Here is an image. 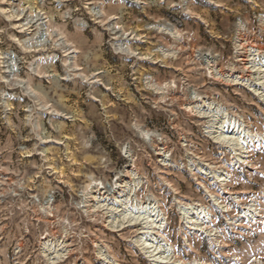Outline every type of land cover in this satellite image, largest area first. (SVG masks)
I'll use <instances>...</instances> for the list:
<instances>
[{
  "label": "rangeland",
  "instance_id": "1",
  "mask_svg": "<svg viewBox=\"0 0 264 264\" xmlns=\"http://www.w3.org/2000/svg\"><path fill=\"white\" fill-rule=\"evenodd\" d=\"M263 61L264 0H0V264H155L126 204L170 264H264Z\"/></svg>",
  "mask_w": 264,
  "mask_h": 264
},
{
  "label": "bare ground",
  "instance_id": "2",
  "mask_svg": "<svg viewBox=\"0 0 264 264\" xmlns=\"http://www.w3.org/2000/svg\"><path fill=\"white\" fill-rule=\"evenodd\" d=\"M254 68H255L254 71H255V75H256V79H257L255 81L256 84H252V83H251L252 85L248 84L249 85L248 87L250 89H252L254 91V93H256L258 95L257 97H259L261 100L264 101V61L259 66L258 65L254 66ZM224 125L225 124L223 123L222 127H225ZM220 128H221V126H220ZM231 128H233V131L231 133H229V134L219 133L216 137V140H219V141L224 142V143L229 144V145L232 144L233 147L237 148L236 152H239L240 155H243L245 153L248 145H250L255 139H257V142H258L259 140H261V137H263V136H257V135H255L253 137L248 136V132L245 133V130H240L241 126L240 127L239 126H236V127L233 126ZM262 141H264V140H262ZM216 178L219 180L221 178V175H216ZM94 187L98 188L99 185L95 184ZM123 205H125L124 202H123ZM126 205L120 211L119 215L121 216V218L123 220H126V219H129L130 221L135 220L137 223H139V226L141 227L140 231H143V233H141V236L138 239V242L141 244V246H142L144 252L146 253L147 257L149 259H151L155 264H170L169 260H168V256L163 255V253L160 252V251H162L161 250V248H162L161 245L163 244L162 241L159 240L160 238H157V236L154 233H152V231L155 232L156 230L161 229L160 227H161V221H162V218H161L162 214H160V211H157V210L156 211L155 210L150 211L149 210L147 213L143 214L142 216H136V215H133L134 214L133 212L136 208L135 207H129ZM112 207H115V206L113 205ZM119 207L121 208V206H119ZM249 209H248V213L251 212ZM112 210L114 211L116 209L112 208ZM183 210H184L185 215L187 216V220L194 221L195 227L200 228V226L197 224V221H196L197 219L194 217V215H196L198 217L201 216V214L203 215V210L201 208H198V207H192L189 209L183 208ZM109 222H110V225L112 227V226H114L115 222H118V221H115L114 218H111ZM163 247H166V245H164Z\"/></svg>",
  "mask_w": 264,
  "mask_h": 264
}]
</instances>
